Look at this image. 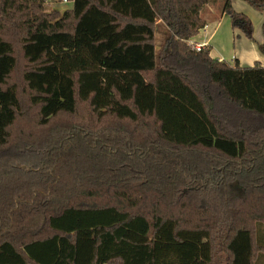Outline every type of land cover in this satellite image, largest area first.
I'll return each mask as SVG.
<instances>
[{
  "label": "trees",
  "instance_id": "obj_1",
  "mask_svg": "<svg viewBox=\"0 0 264 264\" xmlns=\"http://www.w3.org/2000/svg\"><path fill=\"white\" fill-rule=\"evenodd\" d=\"M43 1L0 0V264H257L264 67L193 50L211 0Z\"/></svg>",
  "mask_w": 264,
  "mask_h": 264
},
{
  "label": "crops",
  "instance_id": "obj_2",
  "mask_svg": "<svg viewBox=\"0 0 264 264\" xmlns=\"http://www.w3.org/2000/svg\"><path fill=\"white\" fill-rule=\"evenodd\" d=\"M231 4L234 10L239 13H243L247 16L246 13L248 11L254 12L258 13L264 19V13L258 12L243 0H231ZM224 5L225 2L220 3L216 0H211L203 8L201 17L205 20L206 25L200 33L203 32L204 37L207 38H205V40L200 43H206L205 49L210 50V55L212 58L217 59L218 61H220L221 59L224 60L222 54L223 49L221 48V45L219 43H217L218 45L216 46L214 40L222 30H225L220 39L223 40L226 45L232 44V49L229 54L231 58L233 57V60L231 62L238 61L241 67H253L256 63L264 67V54L259 50V45L264 42V24L261 25L262 30H259V28H256L255 25H253V40L247 39L238 30H231L230 27H228L226 31V25L224 23L226 18H228L229 16L223 10ZM223 26L225 27L222 29ZM261 26L259 25V27ZM190 42L200 44L195 42V38H193Z\"/></svg>",
  "mask_w": 264,
  "mask_h": 264
},
{
  "label": "rangeland",
  "instance_id": "obj_3",
  "mask_svg": "<svg viewBox=\"0 0 264 264\" xmlns=\"http://www.w3.org/2000/svg\"><path fill=\"white\" fill-rule=\"evenodd\" d=\"M216 1L220 2V3L226 2V0H216ZM42 7H43V12L44 13H51L52 14V13L56 12V13L59 14V16H61L66 10L72 8V4L64 5V4H61L60 0H53L51 3H45L43 1ZM246 14H247L248 18L252 21L253 25H255L256 28H259V30H262V26L261 25L264 24V19L258 13H254V12H249L248 11ZM224 24L226 25V31H227L228 27H230V29L232 30L231 21H230L229 17L226 18ZM157 25L159 27V31L156 34L155 44H156L157 51H160L161 47H162V44H163L164 34H165L166 29H165V26L160 21L157 22ZM259 25L261 27H259ZM224 27L225 26H223L222 29ZM200 32H199L200 35L198 34L195 37V42H197V43H200V42L204 41L205 38H207V37H204V33L203 32L202 33H200ZM224 32H225V30H222L219 33V35L216 36V38L214 40V43H215L216 46L218 45L217 43H219L221 45V48L223 49L222 50L223 51L222 54H223L224 60L227 61V62H230V64H232L231 61L233 60V57L231 58V56L229 55L230 52H231V49H232V44L226 45L223 42V40L220 39V37H222ZM18 60H19V63H18L17 73H20V71L23 70L26 67V63L24 62L22 56H20V55L18 56ZM257 264H264V255L259 256Z\"/></svg>",
  "mask_w": 264,
  "mask_h": 264
},
{
  "label": "built area",
  "instance_id": "obj_4",
  "mask_svg": "<svg viewBox=\"0 0 264 264\" xmlns=\"http://www.w3.org/2000/svg\"><path fill=\"white\" fill-rule=\"evenodd\" d=\"M53 0H44L45 3H51ZM61 4L67 5V4H72L74 0H60ZM189 44L192 46L193 50L195 52H201L206 48V43H200V44H195L189 42ZM220 62H225L223 59L220 60ZM233 63V62H231Z\"/></svg>",
  "mask_w": 264,
  "mask_h": 264
}]
</instances>
